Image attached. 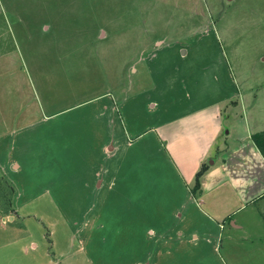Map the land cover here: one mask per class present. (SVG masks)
Returning <instances> with one entry per match:
<instances>
[{
	"label": "crops",
	"instance_id": "obj_1",
	"mask_svg": "<svg viewBox=\"0 0 264 264\" xmlns=\"http://www.w3.org/2000/svg\"><path fill=\"white\" fill-rule=\"evenodd\" d=\"M191 36L143 46L133 69L148 80L131 91L105 80L60 105V85L25 71L0 82V166L16 192L0 264H235L226 245L264 243L251 139L264 120L215 33Z\"/></svg>",
	"mask_w": 264,
	"mask_h": 264
},
{
	"label": "rangeland",
	"instance_id": "obj_2",
	"mask_svg": "<svg viewBox=\"0 0 264 264\" xmlns=\"http://www.w3.org/2000/svg\"><path fill=\"white\" fill-rule=\"evenodd\" d=\"M177 33L193 35L187 42L195 33H215L240 77L248 112L264 120V0H0L1 89L10 73L25 71L48 89L69 92L60 94V105L105 80L131 91L137 78L148 80L133 69L143 46L157 49ZM15 193L0 166L1 214L13 211ZM222 252L235 264H260L264 243L241 237Z\"/></svg>",
	"mask_w": 264,
	"mask_h": 264
},
{
	"label": "trees",
	"instance_id": "obj_3",
	"mask_svg": "<svg viewBox=\"0 0 264 264\" xmlns=\"http://www.w3.org/2000/svg\"><path fill=\"white\" fill-rule=\"evenodd\" d=\"M251 139L253 140V142L264 157V129L252 132ZM204 169L205 167L204 165H202L200 169L196 172L193 190H195L199 186V176Z\"/></svg>",
	"mask_w": 264,
	"mask_h": 264
},
{
	"label": "water",
	"instance_id": "obj_4",
	"mask_svg": "<svg viewBox=\"0 0 264 264\" xmlns=\"http://www.w3.org/2000/svg\"><path fill=\"white\" fill-rule=\"evenodd\" d=\"M226 131H227V129H226Z\"/></svg>",
	"mask_w": 264,
	"mask_h": 264
}]
</instances>
